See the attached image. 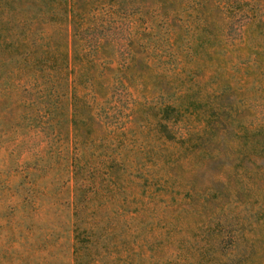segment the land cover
Listing matches in <instances>:
<instances>
[{"label": "trees", "instance_id": "1", "mask_svg": "<svg viewBox=\"0 0 264 264\" xmlns=\"http://www.w3.org/2000/svg\"><path fill=\"white\" fill-rule=\"evenodd\" d=\"M257 95L264 108V0H0L1 123H30L7 126L4 141L31 135L49 158L42 172L57 184L51 204L71 211L73 264H113L125 238L138 255L123 260L140 264V224L158 203L221 202L194 178L222 155L259 160L264 118L241 119ZM135 123L165 133L150 143ZM18 193L8 194L10 246L15 207L26 204L31 221L38 212L35 195L17 203ZM219 232L233 249L256 238L238 223Z\"/></svg>", "mask_w": 264, "mask_h": 264}, {"label": "rangeland", "instance_id": "2", "mask_svg": "<svg viewBox=\"0 0 264 264\" xmlns=\"http://www.w3.org/2000/svg\"><path fill=\"white\" fill-rule=\"evenodd\" d=\"M253 98L259 100L242 109V123H261L264 118V108L258 104L263 97L257 95ZM3 112L4 105L1 103L0 264H73L71 211L67 207L51 204V191L55 190L57 184L53 174L42 172V169L50 164V160L45 153L39 152L31 135L16 145L10 144L11 140L4 141L7 126H28L30 123H1ZM163 124L135 123L150 143L156 142L161 134L164 135ZM190 124L194 126L196 123ZM179 126L181 125H174L173 132L176 133L175 127ZM168 131V135L175 134L170 132V129ZM247 134L248 137L253 136V132ZM255 158H258V155L249 152L241 155L239 160L237 158L231 160L228 155H222L218 160L211 162L208 174H197L194 178V187L197 191L216 189L222 197V201L217 200L215 205L211 201L208 209H203L199 201L194 207L178 211H174L173 207L163 202L158 203L156 217L151 213L144 217L143 224H140L145 229V240L142 248L143 258L139 263L264 264V152L259 153V160ZM198 164V161H195V167ZM236 170L242 171L243 178L241 188L233 196L229 192L234 189L237 182ZM211 173L222 174V177L227 179L226 183L213 184L210 180ZM227 184H232V187L228 189ZM18 190L22 198L29 202L35 195L38 212L31 221L28 215L30 208L28 211L26 204L15 207L14 216L18 227H15V241L10 246L7 236V212L14 202L13 198H8V194ZM21 196L19 193L14 196L19 198L17 203ZM234 197L236 204L226 205L227 207L222 205L224 201L231 198L233 200ZM226 223L230 226L238 223L245 233L246 230L256 233V238L249 235L248 241L233 249L229 240L222 238L219 232L225 229ZM152 225L154 231L151 229ZM131 240L125 238L113 249L115 252L113 264H133L130 260L127 262L123 260L127 255L131 256L132 262H137V256L134 255L138 253L131 251Z\"/></svg>", "mask_w": 264, "mask_h": 264}]
</instances>
